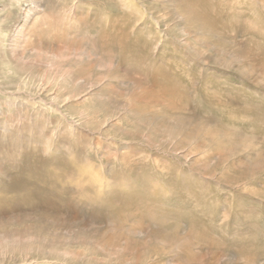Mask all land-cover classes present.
I'll return each instance as SVG.
<instances>
[{
  "label": "rangeland",
  "instance_id": "1",
  "mask_svg": "<svg viewBox=\"0 0 264 264\" xmlns=\"http://www.w3.org/2000/svg\"><path fill=\"white\" fill-rule=\"evenodd\" d=\"M0 264H264V0H0Z\"/></svg>",
  "mask_w": 264,
  "mask_h": 264
}]
</instances>
